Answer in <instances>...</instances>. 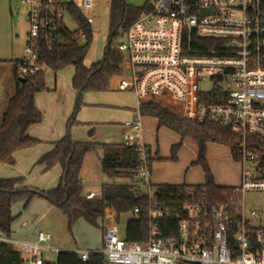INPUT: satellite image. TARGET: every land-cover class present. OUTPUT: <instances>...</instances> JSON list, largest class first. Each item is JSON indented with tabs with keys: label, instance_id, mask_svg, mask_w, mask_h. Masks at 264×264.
Listing matches in <instances>:
<instances>
[{
	"label": "built area",
	"instance_id": "2783aa9c",
	"mask_svg": "<svg viewBox=\"0 0 264 264\" xmlns=\"http://www.w3.org/2000/svg\"><path fill=\"white\" fill-rule=\"evenodd\" d=\"M70 2L92 28L97 17L94 0H20L28 31L23 56L17 60L19 77L47 70L38 60L40 41L48 47L56 43ZM116 48L122 61L109 86L111 82L112 89L131 92L137 106L134 118L119 123L117 130L121 144L136 149L138 167L129 185L135 196L147 197L149 224L143 240H127V221L139 219L143 209L134 206L118 213L105 206L101 248L67 251L82 261L99 253L109 264H264V228L251 224L242 203L245 192L264 190L258 168L262 157L246 149L247 135L264 138V0H149ZM199 93L204 94L201 100ZM146 97L160 98L180 118L215 124L237 135L240 185L226 203L209 209L191 192L157 199L150 153L140 134L139 108ZM84 196L93 199L95 194ZM122 216H129L124 225ZM249 216L257 217L254 211ZM172 219L175 232L163 237L159 225ZM51 239L44 230L34 242L0 235L22 264H57L63 250L52 246ZM43 252H53L55 258L45 260Z\"/></svg>",
	"mask_w": 264,
	"mask_h": 264
},
{
	"label": "trees",
	"instance_id": "16d2710c",
	"mask_svg": "<svg viewBox=\"0 0 264 264\" xmlns=\"http://www.w3.org/2000/svg\"><path fill=\"white\" fill-rule=\"evenodd\" d=\"M148 3L149 0L138 8L127 5L124 0H110L107 38L109 45L106 42L103 57L89 66L84 65V58L93 37L92 29L73 3L67 4V10L76 25L75 29L62 27L56 36V43L51 47L40 41L38 60L47 69L56 73L69 65L73 67L71 86L76 92L75 111L84 91L108 89L109 79L119 72L122 61L116 44L137 16L146 10ZM81 34L84 35L83 38H80ZM17 66L18 61H12L15 76L14 92L0 117V163L5 164L13 163V155L16 151L32 147L39 142L28 134V129L42 119L41 113L35 107L34 96L45 89L44 70H40L35 76L21 78L16 73ZM203 96V93H199V100ZM139 114L153 117L158 127H166L178 135L180 142L172 145L170 149L171 160L176 159V153L185 138L194 140L197 145V157L191 165H199L204 174L203 184L155 185L157 188L155 196L158 200H166L170 196L182 197L191 192L202 198L211 209L226 203L227 197L234 195L235 186H223L214 182L205 152L208 142L222 143L229 147L232 159L238 161L241 147L236 134L228 128L215 124L191 122L180 118L177 112L160 98L146 97L139 108ZM71 119L73 115L68 120L66 134L36 161V165L41 166L44 171L55 165L61 167L62 174L55 187L42 191L22 185V177L0 179V235L11 237L12 223L16 218L11 213L12 204L21 202L25 208L32 198L39 197L65 215L68 228L79 218L95 224L96 220L100 219L105 206L114 208L118 213L128 212L134 206H138L143 212L139 219L127 221L125 237L131 241L143 240L149 224V217L145 213L149 202L147 197L135 196L129 184L110 183L102 185L99 197L86 199L80 177L83 157L87 152L99 147L102 173L108 178L129 179L138 167L135 147H125L121 143L75 142L69 133ZM246 149L261 155L258 168L264 177V138L247 135ZM175 222L173 219L165 220L163 225H159L163 237H169L171 231L175 232ZM164 224H167V227ZM56 262L57 264H105L106 260L102 254L91 253L86 261H82L79 254L63 250L57 254ZM0 264H22L19 254L11 244L3 241H0Z\"/></svg>",
	"mask_w": 264,
	"mask_h": 264
},
{
	"label": "rangeland",
	"instance_id": "374dc122",
	"mask_svg": "<svg viewBox=\"0 0 264 264\" xmlns=\"http://www.w3.org/2000/svg\"><path fill=\"white\" fill-rule=\"evenodd\" d=\"M97 17L92 25L93 37L84 65L99 61L103 57L109 35L108 15L110 0H94ZM132 7H142L148 0H124ZM26 9L20 0H0V117L8 99L14 92L15 76L12 61L23 56L28 24L25 20ZM63 22L69 30L76 25L69 15H64ZM121 38L119 39V41ZM117 74V73H116ZM73 67L67 66L55 75L49 69L44 71L45 89L35 94L36 105L41 112V122L30 129L40 141L34 146L18 150L14 154V163H0V179L22 177L23 183L38 190L46 191L57 185L59 165L43 170L36 165L41 154L52 147V142L60 140L67 131V123L73 115L70 136L79 139L87 135L83 130L88 124L93 126L92 143H119L117 125L131 119L137 109L135 97L129 91L112 89L105 91H84L76 107V92L71 86ZM133 112V113H132ZM142 143L148 148L150 162V180L152 184H190L204 183V174L199 165H191L197 157V145L191 138L182 141L176 153V159H170L172 145L180 138L166 127H158L153 117L141 116ZM89 139V138H88ZM91 140V138H90ZM101 150L97 147L85 154L80 168L83 194L92 191L99 197L103 184L128 185V178H108L100 167ZM205 158L213 180L218 185H240V162L232 159L229 147L222 143L208 142ZM95 198V197H94ZM246 216L254 226L264 228V190H250L242 197ZM18 217L13 222L16 237H35L38 230L51 234L50 244L61 250L100 249L101 220L91 224L84 218L77 219L70 228L65 215L42 198L34 197L23 208L20 202L11 206ZM250 211L257 215L249 216ZM20 212V213H19ZM129 216H122L124 225ZM122 231V228L120 227ZM53 252H43L45 260L55 258ZM109 264V263H105Z\"/></svg>",
	"mask_w": 264,
	"mask_h": 264
},
{
	"label": "crops",
	"instance_id": "0c3cea01",
	"mask_svg": "<svg viewBox=\"0 0 264 264\" xmlns=\"http://www.w3.org/2000/svg\"><path fill=\"white\" fill-rule=\"evenodd\" d=\"M26 16V15H25ZM25 20H26V18H25ZM20 59V58H19ZM19 59H17V60H19ZM57 73V72H56ZM56 73H53L54 75L56 74ZM73 76V75H72ZM72 78V77H71ZM34 104H35V107L37 108V110L39 111V109H38V107H37V105H36V101H35V96H34ZM40 112V111H39ZM41 113V112H40ZM133 113V112H132ZM134 113H135V111H134ZM42 116V115H41ZM134 116H135V114H132V116H131V119L132 118H134ZM130 119V118H129ZM91 126V124H88L86 127H83L84 129L83 130H88V134L87 135H80V138L79 139H73L72 137V140L73 141H75V142H92V134H93V130H94V128H93V126L92 127H90ZM32 128V126L28 129V134L31 136V137H33V138H35V139H37L38 141H40L37 137H35V134L34 133H30V129ZM70 129V128H69ZM67 132V131H66ZM69 133H70V130H69ZM66 134V133H65ZM140 134H141V132H140ZM119 137H121L119 134H117ZM62 138V137H61ZM89 138V139H88ZM90 138H91V140H90ZM121 139V138H120ZM59 140V139H58ZM58 140H56V141H58ZM141 140H142V135H141ZM56 141H53L52 142V147H53V144L56 142ZM122 142V139H121V141L119 142V143H121ZM52 147H51V149H52ZM50 149V150H51ZM49 151V150H48ZM47 152V151H46ZM45 153V152H44ZM15 154V153H14ZM42 155V154H41ZM40 155V156H41ZM38 160V159H37ZM13 163H14V155H13ZM13 163H11V164H13ZM61 174H62V170H61V167L59 166V169H58V172L57 173H55V176H57L58 177V179H59V177L61 176ZM81 183H82V179H81ZM22 185H24V186H29V185H26V184H24L23 182H22ZM83 185V184H82ZM153 185H158V184H153ZM172 185H180V184H172ZM102 187V186H101ZM52 189V188H51ZM89 192H92V191H88V192H86V193H89ZM100 192H101V189H100ZM100 192H99V195H100ZM86 193H84L83 195H85ZM95 194V193H94ZM98 196H96V194H95V198H97ZM21 203V202H20ZM22 204V203H21ZM23 205V204H22ZM11 213H12V215H14V216H16V217H18V214L17 215H15V214H13V212H12V209H11ZM20 213V212H19ZM14 222V221H13ZM38 231H40V230H38ZM37 231V232H38ZM16 229H14V227H13V223H12V233H11V237L12 238H15V239H18V240H20V241H23V242H34L35 241V237H26V236H20L19 238H17L16 237Z\"/></svg>",
	"mask_w": 264,
	"mask_h": 264
},
{
	"label": "water",
	"instance_id": "95a60500",
	"mask_svg": "<svg viewBox=\"0 0 264 264\" xmlns=\"http://www.w3.org/2000/svg\"><path fill=\"white\" fill-rule=\"evenodd\" d=\"M111 34H112V32H111ZM107 45H109V42H107Z\"/></svg>",
	"mask_w": 264,
	"mask_h": 264
}]
</instances>
